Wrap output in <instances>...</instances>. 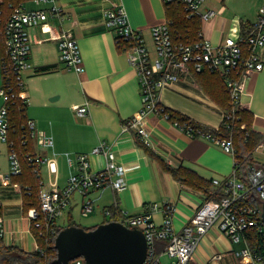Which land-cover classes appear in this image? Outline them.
Returning a JSON list of instances; mask_svg holds the SVG:
<instances>
[{
    "label": "crops",
    "instance_id": "1",
    "mask_svg": "<svg viewBox=\"0 0 264 264\" xmlns=\"http://www.w3.org/2000/svg\"><path fill=\"white\" fill-rule=\"evenodd\" d=\"M263 3L264 0H206L201 13L214 11L215 16L200 23L205 37L220 44L233 34L249 30ZM59 4L65 10L63 24L50 18L51 34L40 27L31 30L33 68L24 75L26 115L34 120L38 131L46 132L54 140V147L43 148L37 138L33 139L34 150L54 158L58 165L57 177L50 175L47 166L41 169L42 177L46 185L56 178L58 187L64 188L69 177L78 172L79 154H89L92 169H103L104 157L92 154L101 141L111 146L118 161L127 167L124 191L116 193L109 187L91 191L89 198L94 207L87 216L81 213L83 196L74 194L72 205L59 225L73 221L81 227H96L107 222L104 212L115 206L128 213L154 206L152 218L161 225L165 218L163 208L172 203L174 227L181 231L207 197L220 195L213 179L229 177L234 159L214 142L191 137L174 122L155 113L145 118L149 145L136 131L121 130L123 122L140 111L141 91L136 72L127 55L117 48L104 17L108 8L123 7L131 25L143 33L153 49L151 30L165 21L172 23L171 7L161 0H61ZM30 6L38 7L33 3ZM63 28L72 30L81 45L85 66L82 73L67 69L59 60V41L55 37ZM259 52L264 64V48ZM244 95L252 127L264 136V68L253 71ZM161 101L168 109L198 124L218 129L224 117L226 94L219 75L206 72L184 77L166 87ZM87 102V115H77L74 106ZM6 145L5 153L0 152L6 157V162L0 163V173L9 167ZM0 201L8 231L5 242H15L29 251L28 245L34 240L23 193L13 183L0 179ZM242 247V242L233 243L219 228L213 227L198 240L193 258L197 264H204L220 254L223 256L216 264H243L234 253ZM171 260L166 255L161 257L163 263Z\"/></svg>",
    "mask_w": 264,
    "mask_h": 264
},
{
    "label": "built area",
    "instance_id": "2",
    "mask_svg": "<svg viewBox=\"0 0 264 264\" xmlns=\"http://www.w3.org/2000/svg\"><path fill=\"white\" fill-rule=\"evenodd\" d=\"M61 0H0V35L3 43V53L0 55L2 84L0 97L3 104L0 107V140L7 144L9 167L0 173L4 183L12 184L15 176L21 175L25 162L30 166L39 180V208L32 207L27 211L35 244V249L26 252H38L42 258L39 264H52L47 248L58 236L59 221L70 209L73 195L83 196L82 216L93 211V203L89 194L94 190L112 188L116 193L127 188V167L120 163L111 146L101 141L92 151L94 155H102L105 159L103 169H92L89 154H79L78 172L72 174L64 188H59L56 182L46 185L41 169L48 167L50 175L57 177L58 165L54 158H49L36 151L21 154L15 143L9 140L11 107L21 103L27 106L25 96L24 75L32 70L30 61L33 41L31 30L37 27L51 34L53 27L50 18H56L60 24L65 20V10L59 4ZM169 7L175 4L182 6L187 20L198 19L207 21L215 16L214 11L201 13L206 0H161ZM38 5L32 8L30 5ZM105 26L114 34L117 48L127 55L129 64L136 72L140 95V111L123 122V132L136 131L145 145L150 144L149 134L145 127V118L149 113H155L169 119L161 101L162 91L174 82L194 75L196 72L210 71L218 73L228 87L231 95L232 112H225L222 123L231 127L237 110L245 109L243 96L246 82L253 71L264 68L259 50L264 48V3L255 24L246 33L239 32L227 37L222 43L214 44L204 35L200 27L191 34L188 28L182 32L165 21L155 25L151 30L153 49L148 45L143 33L135 29L123 7L108 8L104 12ZM72 30L63 28L56 35L59 41V60L67 69L76 73L85 71L83 55L79 42L73 36ZM77 115L85 116L88 112V102L85 105L74 106ZM174 124L191 137H201L214 142L234 159L232 174L223 179H213V184L220 188L218 197H207L198 207L194 216L178 231L174 227V204L167 203L163 212L165 215L161 225L155 224L152 211L155 207L146 206L139 213H128L115 206L105 210L108 220L118 221L132 229L141 230L147 240L148 252L142 264H197L193 253L198 240L211 228L217 227L233 243H241L243 247L235 251L237 258L243 264H264V221L262 207L255 196L264 201V160L257 161L256 152L264 156V137L252 151L253 163L246 169L245 181L238 178L240 161L234 146L233 138L215 135L209 127L203 124L194 128L193 125ZM246 124L242 125V128ZM22 143L29 139H38L43 148L54 147L52 136L38 131L34 120L27 118L21 125ZM70 164L72 160L69 159ZM15 187L21 185L13 183ZM31 187L25 191L30 194ZM0 201V240L5 245L8 231L5 217L1 215ZM39 239L45 240L47 247H42ZM159 242H163L162 250H158ZM166 255L172 260L163 263L161 257ZM223 255L216 254L211 261L204 264H216ZM69 264H86L83 257L69 261Z\"/></svg>",
    "mask_w": 264,
    "mask_h": 264
},
{
    "label": "trees",
    "instance_id": "3",
    "mask_svg": "<svg viewBox=\"0 0 264 264\" xmlns=\"http://www.w3.org/2000/svg\"><path fill=\"white\" fill-rule=\"evenodd\" d=\"M170 7H171V11L174 14V17L172 19V27L176 29H180L182 32H184L185 29L188 28L191 34L194 35V33H196V31L200 27L199 20L198 19H195L193 21L187 20L185 18L184 11L181 5L178 6V4H175ZM247 31L248 30L246 31L243 30L242 33H246ZM2 53H3V43L0 35L1 56ZM206 72L209 73L210 71L196 72L194 73V75L206 73ZM210 73L219 75L218 73H214V72H210ZM219 78L221 79L226 94V101L223 105V109L225 112L230 113L232 112L230 91L224 82L225 80H223L220 75ZM21 105L22 104L19 103L11 107L9 140L15 143L16 147L18 148L21 154H24L26 152H34L35 150L33 145V139H29L25 145H23L22 143L23 130H21V125L24 122H26L28 116L26 115L27 106L25 107L23 106V110L21 111L20 109ZM165 113L168 115L169 120L172 122H179V124L193 125L194 128H197L200 125L191 118L181 115L180 113L173 111L171 109L166 108ZM235 116L237 118L233 119L231 127H228L227 125L222 123L218 129H214L211 132L215 135H221L224 137L231 135V137L233 138L234 146L237 151V157L241 164L240 167L241 169H239L238 172V178L245 181L246 169L248 166H250L253 163L252 151L264 136L253 129L251 124V117L247 110L245 109L237 110L235 112ZM243 124H246L244 128H242ZM146 150L148 149L146 148ZM12 182L21 185L23 189L25 212H27L32 207L39 208L40 205L38 198L39 190H40L39 180L35 176L30 166H28L24 162L22 166L21 175L13 177ZM27 186H30L32 189L30 194H28L25 191ZM106 221L110 222L111 220H106ZM69 226H79V225L74 223L73 221L67 223L66 226L60 225L58 228V233L62 229ZM93 228L95 227L85 228V229L89 230ZM39 243L42 247L44 248L47 247L45 240L39 239ZM159 243H163V242H159ZM163 246L164 243L161 246H159L158 244V250H161ZM47 248H49L48 249L49 259L51 262H53V260H55L57 257V250L55 248V244L52 243ZM41 260L42 258L38 252H26L23 250V248L21 249V247H17V246L8 247L7 245L4 244L2 240H0V264H39Z\"/></svg>",
    "mask_w": 264,
    "mask_h": 264
},
{
    "label": "water",
    "instance_id": "4",
    "mask_svg": "<svg viewBox=\"0 0 264 264\" xmlns=\"http://www.w3.org/2000/svg\"><path fill=\"white\" fill-rule=\"evenodd\" d=\"M255 198L262 207L264 221V201ZM55 248L57 257L52 264H69L77 257H83L86 264H142L149 253L144 233L118 221L89 230L81 226L66 227L59 232Z\"/></svg>",
    "mask_w": 264,
    "mask_h": 264
},
{
    "label": "rangeland",
    "instance_id": "5",
    "mask_svg": "<svg viewBox=\"0 0 264 264\" xmlns=\"http://www.w3.org/2000/svg\"><path fill=\"white\" fill-rule=\"evenodd\" d=\"M1 84H2V72H1V69H0V86H1ZM2 104H3V100L0 97V105H2ZM5 148H6L5 144L0 140V152L5 153ZM254 154H255L254 156H255L256 160H258V161L259 160L260 161L264 160V156L261 155L259 152H256ZM2 162H4V163L6 162V157H5L4 154L0 155V163H2ZM6 171H7V169L3 170L1 173L6 172ZM17 239H19V237H17ZM28 246H29V248L27 250H29V251H32V250H34L36 248L35 244H34V242L32 240L30 241Z\"/></svg>",
    "mask_w": 264,
    "mask_h": 264
}]
</instances>
